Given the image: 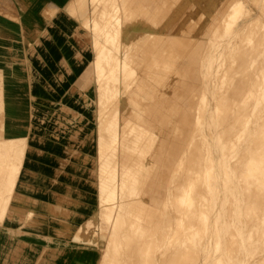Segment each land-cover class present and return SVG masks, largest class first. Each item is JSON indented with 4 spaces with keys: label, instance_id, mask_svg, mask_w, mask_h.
<instances>
[{
    "label": "bare ground",
    "instance_id": "obj_1",
    "mask_svg": "<svg viewBox=\"0 0 264 264\" xmlns=\"http://www.w3.org/2000/svg\"><path fill=\"white\" fill-rule=\"evenodd\" d=\"M144 1L154 2L157 6L154 16L170 17L168 23L178 17V32H183L184 27H179L180 11L169 7L178 4V0H121V4L119 0H73L69 9L88 36L91 34L92 58L86 70L92 74L91 83L97 90L99 210H95L92 200L90 216L94 218L97 214L110 224L108 241L98 264H247L249 260L244 257L250 247H259L260 239L256 233L255 243L251 242L252 229L243 227L248 215L260 219L255 227L263 229L260 237L264 240V21H260L264 17V0H232L227 8L222 7L215 26L217 36L225 42L217 44L218 40H211L200 60L204 92L197 114L191 115V109L179 106L178 101V138L162 119L161 132L166 137L163 140L166 153L162 157L149 154L155 135L151 119L147 116L146 123L139 125L131 120V115L136 102L150 109V99L161 97L158 93L154 95L151 84L146 82L153 70L160 80L161 68L156 67L161 62L160 55L168 69L184 66L180 60L185 37L171 36L152 42L154 32L142 19L149 15V8L138 11L132 20L126 12L127 2L139 5ZM159 1H163L164 8L159 7ZM120 7V16L111 12ZM205 8L207 14L212 8L209 0ZM169 29L174 32L177 27ZM241 34L243 42L238 44L236 39ZM143 38L146 41L138 43L137 48L144 51H131L134 43ZM165 47L167 50L162 53ZM241 64L243 71L239 70ZM239 71L241 75H236ZM131 77L133 86L124 82ZM165 84L166 92L175 96L174 77ZM205 92L215 99L212 107L207 105ZM164 98L169 105L171 96ZM222 104H228L229 110L227 106L222 108ZM166 116L169 122L172 119L169 112ZM259 135L263 136L262 153L256 154L258 147L252 146L256 144L254 136ZM23 149V140H0V154L6 163L4 174L8 178L18 173L19 162L11 164L10 160L22 154ZM152 158L165 162L164 173L171 176L173 183L166 187L169 204L163 203L162 207L153 198L155 190L151 187L144 188L134 202L127 187L137 180L138 172L133 167L147 165ZM195 165L197 168L192 167ZM117 175L120 183L116 189ZM13 178L9 179L7 191ZM114 198H119V205L113 213L109 205ZM133 205L132 216L125 219L128 211L124 208ZM91 218L79 229L77 239L95 246L98 237L89 232ZM198 220L204 227L202 231L195 224ZM102 236L105 237L104 233ZM249 256L250 264H255L254 253Z\"/></svg>",
    "mask_w": 264,
    "mask_h": 264
},
{
    "label": "crops",
    "instance_id": "obj_2",
    "mask_svg": "<svg viewBox=\"0 0 264 264\" xmlns=\"http://www.w3.org/2000/svg\"><path fill=\"white\" fill-rule=\"evenodd\" d=\"M72 3L0 0V140L24 142L9 191L0 154V264L97 260L77 239L97 201V96L90 38Z\"/></svg>",
    "mask_w": 264,
    "mask_h": 264
},
{
    "label": "rangeland",
    "instance_id": "obj_3",
    "mask_svg": "<svg viewBox=\"0 0 264 264\" xmlns=\"http://www.w3.org/2000/svg\"><path fill=\"white\" fill-rule=\"evenodd\" d=\"M107 1H114V0H107ZM209 1H210V5L212 6V8L208 11L207 14L205 13L206 11H204L206 10L205 8L206 0H178V4H171L169 6L170 8L178 9V11H180L181 17L179 21V24H180L179 27H184L182 33L181 31L178 32V17H176L174 21H171L168 23V20L171 19L170 17L154 16V10L157 8L154 2H152L151 4L150 3L146 4V1H144V3H140L139 5H130L129 3L130 1L127 2L126 12L129 14L128 17L131 20L133 18H136L135 14H137L138 11H140L141 9L147 10L149 8V12H148L149 15L144 16L142 19L146 21V24L148 26H151L150 28L154 32L153 35L151 36L152 39H150L152 42L155 40L156 42L160 40H166L168 39V37H171V36L175 37L178 35H182L185 37V45H184L185 48L182 54L183 60H180V62H182L184 66L179 67V68L178 66L177 67L172 66L173 68L169 67L168 69L167 64L163 63L162 55H160L161 62L158 65H156L157 68H161L160 80H157L155 78V70H153V74L150 77V79L146 80L147 83L151 84L150 85L152 87L151 90L154 92V95L158 93L161 95V97H158V98L155 97L153 99H150V103H151L150 109L148 107L145 108L144 106L138 104L137 102L135 103V105H133V109L135 110V112L133 115H131L132 117L131 120H134L136 124H139V125L145 124L147 120H144V118L147 116L149 119H151V124H152L151 129L154 130L155 135H153L154 141L152 142L153 145L151 146L153 147V149L149 151V154L154 153L162 157L166 153L165 151L166 145L163 142L164 138L166 137H164V134H162L161 132L163 130V125H164L163 123L164 120L162 119L165 118V122H166L165 124L166 125L169 124L171 134L175 136L176 138H178V124L176 123L177 116H178V101H179V106L180 105L182 106L183 104L184 106H187L191 109V112H190L191 115L197 114L196 109L200 105L199 101H200L201 93L204 92V89H203L204 82L202 80V72L200 71V69L203 68V66H201V63H200L202 61V55L205 54L206 46L211 42V40L213 41L218 40L219 42L217 44H221L225 42V39L223 37L217 36L219 32H217L215 25L218 22L217 18H219V16L221 15L223 11L222 7H224L225 9L230 4V2H232V0H209ZM162 2L163 1L158 2L160 5L159 7L164 8V6H162L163 5ZM118 3L121 4L123 2L119 0ZM110 8L111 7H109V9ZM89 10L91 11V8ZM111 12H114L115 14L118 13V15L120 16V14L122 13V8L114 9L113 11L111 10ZM260 18H261L260 21H264V17L261 16ZM158 21L160 23H158ZM166 23H168L167 26H166ZM172 26L177 27L176 31L173 32L172 30L169 29V27H172ZM156 29H158L159 31H157ZM157 35H159L160 38L157 37ZM90 36L91 34L89 33V38H91ZM243 36L244 35L241 34L240 37L236 39L238 44H241L243 42ZM142 41H146V39L144 38L138 39V41L134 43L133 48H131L130 50L137 51V52L144 51V49L142 48H137L139 45L138 43H141ZM161 50H162V53H164L167 50V48L165 47ZM190 59H193V61H190ZM164 61H165V58H164ZM241 66L242 67L239 70L243 71L244 66L242 64ZM135 67H137V65ZM156 67L154 65V69ZM240 71L236 73V75L237 74L241 75ZM221 73L222 72L219 71V74ZM229 73L230 72H228V75ZM173 77L177 83L172 87V93L175 96H172L170 92L167 93L166 92L167 87H165L166 86L165 83L168 80V78H173ZM87 78L91 82V79L93 78L92 74L91 73L88 74ZM133 78L134 77H131L127 79L126 81L124 80V82L129 83V85L133 86L134 85ZM91 84L93 86L92 89L94 91V94L97 96V90L95 88V85H93V83ZM177 90H178V94H177ZM181 90L183 91L181 92ZM222 90H224V88H222ZM205 93H206L205 95L207 98L206 99L207 105L209 104V106L212 107V105L215 102L214 101L215 99L212 98V96L208 94L207 92ZM169 95L171 96V100L168 105L164 97L165 96L168 97ZM220 106L222 108H226L227 106L226 108L227 110H229V107H230L228 104H225V105L222 104ZM95 107H97L96 103H95ZM168 112L172 118L170 119L169 122L166 116L168 115ZM158 117L159 118L161 117V119L159 120ZM254 137L256 138V144L253 145L252 147L255 148V146H257L258 151H256V154H260L262 153V149H260L261 147L260 142H262L263 136L259 135V136H254ZM251 152L253 155L255 154L254 150H251ZM141 162H144V160ZM146 163L147 165L141 164L139 166L137 165L133 167L134 170H136V172L138 173H137V180L127 184V187L131 189L129 192V195L132 197V200H133L136 198V196H139L141 195V193H143L144 188L151 187L152 189L155 190V192L153 193V198L156 199L157 204H159L161 207L163 203L169 204L168 191L166 187L167 185L170 186L173 183H171L170 181L171 176L168 173L167 174L164 173V168H166L165 162H163L162 160H155L154 158H152ZM192 167L197 168L196 165ZM96 168L97 166H95V168L93 169V172H94L93 185L96 188V192H97L96 195L98 197V187L96 183L97 182L96 173H98V170ZM154 170L158 171L159 174L156 175ZM115 180L117 184V187H116L117 189L120 183V176L117 175ZM247 196L248 195L245 194V197ZM253 197L254 196L251 197V201H253ZM118 201H119V198H114L111 204L109 205L110 207H112L113 213L118 211V205H119ZM98 202L99 201L97 200L95 207H94L96 211L99 210ZM133 207L134 205L126 206L124 208L126 209V211H128L127 214L124 215L125 219H127L128 217L130 218V216H132ZM167 209L165 211H167ZM91 217L92 216L89 215L87 219ZM91 219H92L91 223L89 224V232L98 237L97 244L94 246L97 250V260L94 264H98L101 254H103L105 246L108 241L110 224L105 222L104 219H102V217L98 216L97 214L94 216V218H91ZM111 220H112V216H111ZM256 220L260 222L259 218H256ZM256 220L254 216L248 215L247 219L245 220V223L243 224V227L246 225L244 227L246 228V230L252 229L251 233L254 238L252 239L251 242L255 243L256 233L260 238L257 243L259 247L255 249L250 247L247 252L246 257H244L245 259L249 260L247 264H250V259L252 257L249 256V254L251 253H254L255 261H256L255 264H258L257 263L258 261H261V264H264V262L262 263V261H264V240H262L260 237L262 228L256 229L255 227ZM195 224L198 225V228L201 231L203 230L204 227L200 220L196 221ZM102 233H104L105 237L102 236Z\"/></svg>",
    "mask_w": 264,
    "mask_h": 264
}]
</instances>
